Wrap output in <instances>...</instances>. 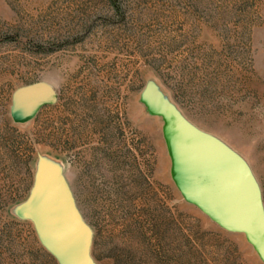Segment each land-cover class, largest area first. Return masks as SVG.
<instances>
[{
	"label": "rangeland",
	"instance_id": "374dc122",
	"mask_svg": "<svg viewBox=\"0 0 264 264\" xmlns=\"http://www.w3.org/2000/svg\"><path fill=\"white\" fill-rule=\"evenodd\" d=\"M146 78L245 159L264 204V0H0V264H56L9 210L36 152L63 164L95 264H261L172 185ZM37 80L56 101L12 123L11 91Z\"/></svg>",
	"mask_w": 264,
	"mask_h": 264
},
{
	"label": "water",
	"instance_id": "95a60500",
	"mask_svg": "<svg viewBox=\"0 0 264 264\" xmlns=\"http://www.w3.org/2000/svg\"><path fill=\"white\" fill-rule=\"evenodd\" d=\"M137 100L148 115L161 121L168 176L181 199L220 229L241 234L264 264V204L245 159L190 122L152 78L144 80ZM55 101L56 92L46 81L16 86L9 96V119L26 123ZM9 210L30 222L37 241L56 264H95L90 254L92 229L76 206L59 160L36 152L27 193Z\"/></svg>",
	"mask_w": 264,
	"mask_h": 264
}]
</instances>
